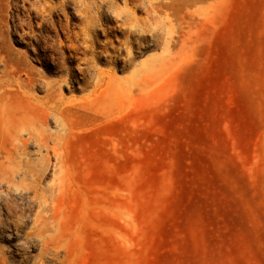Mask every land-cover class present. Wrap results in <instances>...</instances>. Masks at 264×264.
<instances>
[{"label":"rangeland","instance_id":"374dc122","mask_svg":"<svg viewBox=\"0 0 264 264\" xmlns=\"http://www.w3.org/2000/svg\"><path fill=\"white\" fill-rule=\"evenodd\" d=\"M38 1L0 0V73L17 66L21 79H37L35 98L45 81L68 73L74 87L88 84H63L64 101L87 95L102 71H112L116 91L90 111L72 108L64 134L47 121L49 147L64 164L50 150L37 181L39 192L53 188L57 207L48 245L29 234L39 201L25 187L30 176L3 181L5 264H264V0H177L175 14L194 19L185 28L191 39L169 44L168 10L141 5L145 43L156 46L134 47L125 63L115 52L128 30L121 27L99 36L113 50L97 47L93 60L68 68V41L54 25L70 17L74 28L90 11L69 1L51 22L40 7L61 0ZM26 150L46 153L33 141Z\"/></svg>","mask_w":264,"mask_h":264},{"label":"bare ground","instance_id":"6f19581e","mask_svg":"<svg viewBox=\"0 0 264 264\" xmlns=\"http://www.w3.org/2000/svg\"><path fill=\"white\" fill-rule=\"evenodd\" d=\"M69 1L77 2L80 7L85 11H90V13L86 15L81 25H76L74 28H70L68 20L70 17L64 22L59 20L56 27L54 25L58 35L61 34L64 36V40L68 41V44L64 43V47H68V53L61 55V63L64 68H68L66 65L69 61L78 59L93 60L92 58L100 53L97 51V47H102L101 53H106L109 48L113 50V46L108 45L105 38L99 41V36H111L121 27L122 29L127 27L128 30L126 37L115 52H117L116 57L125 52V55L121 56L125 63L131 62L134 59L135 52H138L134 51V47L147 49L152 44L156 46L155 43H145L147 42L145 41L147 34H145L144 20L135 13L141 5H145L152 12L164 8L168 10L164 15V21L167 24L166 36H164L166 44L191 39L189 34L187 37L184 36L186 33L185 28L188 27L190 32V25L194 19L189 17L190 19L185 21L184 16L179 18L175 14L174 4L177 0H137L138 3H133L132 0H61L58 5H46L44 2L40 7L42 18L47 14L52 22L53 11L58 10L64 13L65 3L67 4ZM59 5L60 7H57ZM60 15L63 14L60 13ZM189 16L192 15L189 14ZM110 19H115V23H109L108 20ZM45 22H47V19H43L41 24H38L41 29L40 33L44 32V25H47ZM77 40H80V43H77ZM35 41L38 42L39 39L35 37ZM88 53H91L92 56H89ZM146 61L147 59L141 62L145 63ZM16 67L5 65L0 73V193L2 192L3 181L10 178L9 174L13 180L16 176H22L23 180L30 176V181L25 187L27 191L32 193V197L34 199L38 198L39 201L29 234L43 236L44 244L48 245L53 237L49 235V232L56 229L54 222L57 219V207L52 196L53 188L51 190L42 188L39 192L37 181L40 179L39 175L47 170L50 150L54 152L59 169L64 168V164L62 155L55 152V148L49 147L52 136H46L47 121L50 117H53L63 134L66 133L67 130L71 129V109L81 111L94 109L102 96L109 98L108 94H113L116 91L114 85L116 78L111 74L112 71H102L93 82V88L87 95L67 102L64 101L63 95L58 91L63 84L72 83L71 87L74 90H85L88 83L74 87L73 82L77 79L74 75L68 73L57 80L45 81V94L41 98H35L31 91L37 86V79L29 75H26V79H21L22 76L20 77L21 74ZM79 72L82 73L83 69L79 68ZM102 86L104 88H101ZM54 136L57 138L59 135L55 133ZM62 137L59 136V138ZM31 141L36 143L39 149L44 147L46 153H40V157L30 155L26 149ZM60 180L62 184L58 186L57 193L64 183L63 176L59 178ZM48 191L52 194H47ZM13 223L16 230L18 223L15 221ZM0 264H5V257L2 255L1 250Z\"/></svg>","mask_w":264,"mask_h":264}]
</instances>
